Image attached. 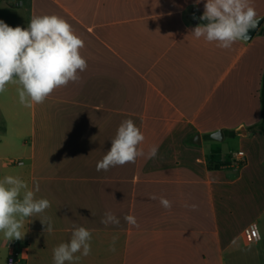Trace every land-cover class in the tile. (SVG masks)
<instances>
[{
  "label": "crops",
  "instance_id": "0c3cea01",
  "mask_svg": "<svg viewBox=\"0 0 264 264\" xmlns=\"http://www.w3.org/2000/svg\"><path fill=\"white\" fill-rule=\"evenodd\" d=\"M251 2L264 19V0ZM205 3L0 0V20L11 27L27 28L33 16L65 19L87 61L78 82L42 104L22 105L17 84L0 93V179L18 176L33 191L38 184L35 198L51 203L25 219L23 239L0 233V264L15 252L14 264H54L73 224L92 233L91 254L77 253L73 264H264V20L250 41L221 49L191 34L198 24L188 14ZM126 119L145 136L144 156L97 172ZM109 211L118 225L101 223Z\"/></svg>",
  "mask_w": 264,
  "mask_h": 264
},
{
  "label": "clouds",
  "instance_id": "9594fccd",
  "mask_svg": "<svg viewBox=\"0 0 264 264\" xmlns=\"http://www.w3.org/2000/svg\"><path fill=\"white\" fill-rule=\"evenodd\" d=\"M199 3L200 0H195V4ZM204 9L200 20L207 23L196 26L191 34L196 39L215 42L221 49H230L237 41H247L249 30L258 22L251 0H206ZM84 46L83 39L75 34L72 26L54 14L33 16L27 28L11 27L0 20V93L5 91L6 85L17 84L22 105L32 107L44 103L56 89L81 79L79 74L87 69V61L80 52ZM144 140V134L132 119L122 121L111 140L110 150L97 162L96 171L107 172L113 167L134 163L144 156L139 148ZM157 152L158 149L152 147L148 158H155ZM38 191V184L35 191L28 190V185L18 176L7 175L0 179V233L7 241L23 239L25 232L21 229L25 227V219L51 207L48 199L35 198ZM159 201L163 208L171 209L172 203L167 198L160 197ZM124 220L138 227L133 215H126ZM101 223L118 225L120 221L109 211ZM46 231H53L51 218H48ZM91 239L89 229L73 224L70 240L53 249L54 264H73L80 259L77 253L89 256ZM115 241L114 237L111 251H115Z\"/></svg>",
  "mask_w": 264,
  "mask_h": 264
},
{
  "label": "trees",
  "instance_id": "16d2710c",
  "mask_svg": "<svg viewBox=\"0 0 264 264\" xmlns=\"http://www.w3.org/2000/svg\"><path fill=\"white\" fill-rule=\"evenodd\" d=\"M203 15V13L193 9L189 14L188 18L194 23V24H202L207 23L206 21L200 20V17ZM195 17V18H193ZM260 34L264 35V29L260 30ZM260 98H261V121L257 125L258 129L263 133L264 135V73L262 78V86L260 91ZM224 163H219L215 165H210V169H219L221 166H223Z\"/></svg>",
  "mask_w": 264,
  "mask_h": 264
},
{
  "label": "water",
  "instance_id": "95a60500",
  "mask_svg": "<svg viewBox=\"0 0 264 264\" xmlns=\"http://www.w3.org/2000/svg\"><path fill=\"white\" fill-rule=\"evenodd\" d=\"M263 20H264L263 18H258V22H257L256 27L250 29L248 32L249 39L247 41H250L256 35V33L259 31V29L263 23ZM211 136L215 139H220L223 137V131L219 130V131L213 133Z\"/></svg>",
  "mask_w": 264,
  "mask_h": 264
},
{
  "label": "built area",
  "instance_id": "2783aa9c",
  "mask_svg": "<svg viewBox=\"0 0 264 264\" xmlns=\"http://www.w3.org/2000/svg\"><path fill=\"white\" fill-rule=\"evenodd\" d=\"M243 156H244V153H243L242 151L238 153V157L241 158V157H243ZM251 233H252V235H253L256 239H259L260 236H259V234H258V232H257L255 226L251 228ZM17 255H18V252H15L13 255H11V256L9 257V259H8V264H14Z\"/></svg>",
  "mask_w": 264,
  "mask_h": 264
}]
</instances>
